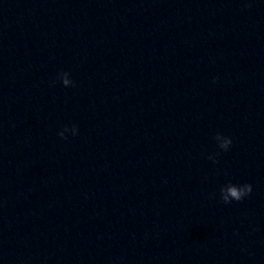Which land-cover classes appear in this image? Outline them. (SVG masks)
<instances>
[{
  "label": "clouds",
  "instance_id": "1",
  "mask_svg": "<svg viewBox=\"0 0 264 264\" xmlns=\"http://www.w3.org/2000/svg\"><path fill=\"white\" fill-rule=\"evenodd\" d=\"M58 79L62 82V84L65 87L75 86L74 82L69 79V74L67 72L60 73ZM67 132H71L73 136L77 135L78 126L72 125L71 128L65 126V128L58 133V135L62 139H67L68 137L65 135V133ZM214 138L215 140H219L223 138V142L220 143L218 146L225 151H227L232 144V140L230 138L224 137L220 134H217ZM208 158L213 160V162H216L215 157L209 156ZM251 193H252V185L249 183L240 184V185L228 183L220 188V199L224 204H230L232 201L239 202L244 200Z\"/></svg>",
  "mask_w": 264,
  "mask_h": 264
}]
</instances>
